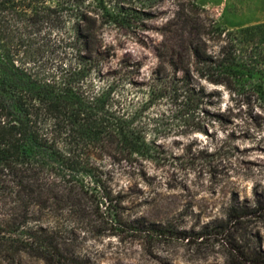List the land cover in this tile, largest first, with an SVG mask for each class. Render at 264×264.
Masks as SVG:
<instances>
[{"label":"trees","instance_id":"trees-1","mask_svg":"<svg viewBox=\"0 0 264 264\" xmlns=\"http://www.w3.org/2000/svg\"><path fill=\"white\" fill-rule=\"evenodd\" d=\"M146 1L0 0V174H8L0 185L9 182L10 194L22 204L46 208L54 217L53 206L88 193L83 178L95 159L106 156L143 172V163L162 159L156 129L178 122L209 135L207 125L231 123L215 107L217 86L232 106L264 112V23L206 26L193 0L172 2V10L156 14L134 7ZM144 16L163 17L154 28L161 40L139 42L155 59L147 75H141V60L129 54L114 61L119 44L103 37L107 26L117 33L147 30ZM224 148H231L227 141L213 153L186 148L176 158L206 166L204 159ZM101 199L119 201L110 192ZM257 213H264V198L252 204L234 200L226 218L235 222ZM206 228L179 229L172 222L131 227L187 240L203 237ZM37 230L36 253L45 264H86L52 241V226ZM235 249L244 264H264V250Z\"/></svg>","mask_w":264,"mask_h":264},{"label":"rangeland","instance_id":"rangeland-1","mask_svg":"<svg viewBox=\"0 0 264 264\" xmlns=\"http://www.w3.org/2000/svg\"><path fill=\"white\" fill-rule=\"evenodd\" d=\"M182 1L150 0L134 7L156 14L170 11L172 2ZM193 1L201 8L200 18L206 26L210 21L228 29L264 23V0ZM143 18L147 30L117 33L114 27L107 26L103 37L119 44L114 61L129 54L141 60V75H147L155 59L139 42L161 40L154 28L163 17ZM101 82L94 81L103 86ZM203 84L207 89L214 87ZM115 88L128 89L125 85ZM216 90L220 99L215 107L231 123L207 125L209 135L178 122L156 129L162 159L143 163V172L106 156L95 159L83 178L88 193L77 195L74 203L53 206L54 217L46 215V208L16 200L10 194L9 182L0 185V264H45L37 255L34 242L37 229L45 225L56 231L52 241L65 255L86 264H244L237 257L236 247L264 250V213L235 222L226 218L234 200L252 204L264 198V112L257 108L250 111L245 106L236 108L223 87L217 86ZM249 116L255 118L257 125ZM151 127H146V132ZM225 141L231 148L205 158L206 166H201L202 160L189 164L176 158L186 148L213 153ZM0 178H8V174H0ZM103 192H110L119 201L106 202L101 199ZM167 222L194 231L207 226L206 233L199 239L187 240L131 229L143 223L162 226Z\"/></svg>","mask_w":264,"mask_h":264}]
</instances>
